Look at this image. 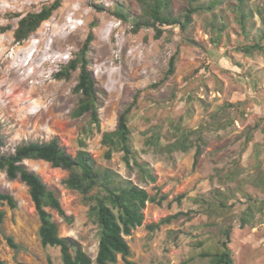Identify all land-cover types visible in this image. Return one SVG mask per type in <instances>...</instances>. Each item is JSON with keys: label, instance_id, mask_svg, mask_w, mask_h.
<instances>
[{"label": "rangeland", "instance_id": "1", "mask_svg": "<svg viewBox=\"0 0 264 264\" xmlns=\"http://www.w3.org/2000/svg\"><path fill=\"white\" fill-rule=\"evenodd\" d=\"M52 1L0 0L4 151L57 138L66 153L76 154L89 120L71 117L78 72L68 80H57L54 75L74 58L96 22L88 59L99 92L100 130L85 138L86 150L100 170L112 171L157 200L164 197L160 205L146 204L143 224L125 238L130 261L209 264L201 253L220 251L228 231L235 264H264V50L251 55L240 50L256 42L264 49V14L259 15L264 0H246L245 10L250 11L246 32L239 25L238 0H223L212 11L196 13L185 32L165 27L159 39L150 28L131 33L132 17L140 12L134 0H64L28 40L15 43L18 20ZM171 2L175 14L188 6L185 0ZM115 3L126 6L132 15L129 21L112 14ZM212 22L226 24L220 38ZM174 54V72L166 77ZM133 101L128 119L131 146L137 162L146 164L155 176L154 183L145 180L137 168L128 170L121 153L110 160L103 158L101 134L115 129L119 114ZM183 133H188L190 148L169 151ZM156 138L157 144L147 143ZM197 148L200 155L194 162ZM24 164L55 191L72 219L69 224L48 209L59 236L76 240L94 259L97 229L87 217L82 196L63 186L67 172L41 160ZM0 192L17 203L14 210L2 207L0 260L50 264V259L51 264H62L59 248H44L40 243L39 220L28 188L0 171ZM177 213L181 215L170 223L148 228ZM7 237L17 249L7 244ZM116 264L124 263L118 257Z\"/></svg>", "mask_w": 264, "mask_h": 264}, {"label": "trees", "instance_id": "2", "mask_svg": "<svg viewBox=\"0 0 264 264\" xmlns=\"http://www.w3.org/2000/svg\"><path fill=\"white\" fill-rule=\"evenodd\" d=\"M63 1L53 0L50 4L42 6L39 11L22 16L17 22V27L13 30L14 42L21 44L28 40L41 24L49 20L53 13L60 8ZM134 1L140 8L138 15L132 17L123 3H115L112 14L123 22L129 21V18L132 17L131 33L137 34L142 29L150 28L155 32L154 38L159 39L165 27H179L185 32L191 26L196 13L212 11L223 0H214L206 5L200 3V0H185L188 6L179 14L173 12L171 0ZM245 4L246 0H238L236 5L239 25L244 32L247 29L246 20L250 16V11L245 10ZM99 9L101 10V8ZM263 14L264 9L259 11V15ZM95 27L96 22L91 25L86 39L74 58L54 75L57 80H68L72 73L78 72L73 88L77 102L71 117L79 119L87 116L89 119L88 126L83 129L84 138L78 140V151L74 156L69 155L60 146L59 140L53 138L48 142L23 143L12 152H5V137L0 122V171L4 172L10 180L19 179L28 188L39 220L37 234L40 243L44 248H59L62 264H116L118 257L124 264H133L130 261L131 250L125 238L143 224V210L146 204L160 205L164 197L157 200L155 196H150L145 189L122 180L112 171L100 170L86 150L85 138L93 131L100 130L99 92L88 59L90 46L94 41L93 29ZM211 27L219 33L220 38L221 33L226 29V24L216 26L212 22ZM214 43L215 46L218 45V38ZM240 50L246 55H251L254 52H262L264 49L260 42H256L243 46ZM175 59L176 55L174 54L169 60L166 77L174 72ZM134 106L135 102L133 101L122 110L114 130L101 134L100 143L105 149L103 158L110 160L113 154L121 153V160L128 170L131 171L135 167L145 180L154 183L155 176L146 164L137 162L131 146V130L128 119ZM188 133H183L182 140L171 144L169 151L186 152L190 148L186 143ZM147 143L155 145L158 143V138L155 141L154 139L148 140ZM199 155L200 149L197 148L194 162ZM26 160H41L50 164L52 168L67 172L66 178L62 180L63 186L82 196L83 203L88 208L87 217L97 229V247L94 259L82 249L76 240L59 236L58 225L52 219L48 209L54 210L69 224L72 219L66 216L55 191L48 189L42 179L26 167L24 164ZM4 205L12 210L17 207V203L11 195L0 192V227L5 217V212L2 210ZM180 215L181 213H177L168 216L157 224L148 225V228L150 230L157 229L161 224H168ZM225 237L226 240L222 242L220 251L201 253L200 256L209 258V264H235L232 252L228 248L230 242L228 231L225 232ZM6 242L11 248H18L11 237H7ZM48 261L51 264L50 259ZM0 264H5V262L0 260Z\"/></svg>", "mask_w": 264, "mask_h": 264}, {"label": "bare ground", "instance_id": "3", "mask_svg": "<svg viewBox=\"0 0 264 264\" xmlns=\"http://www.w3.org/2000/svg\"><path fill=\"white\" fill-rule=\"evenodd\" d=\"M46 56V52L44 53V55H42V57ZM17 80H20L19 77H16ZM20 82H24L23 80H20Z\"/></svg>", "mask_w": 264, "mask_h": 264}]
</instances>
